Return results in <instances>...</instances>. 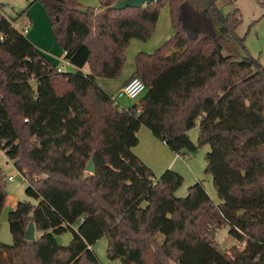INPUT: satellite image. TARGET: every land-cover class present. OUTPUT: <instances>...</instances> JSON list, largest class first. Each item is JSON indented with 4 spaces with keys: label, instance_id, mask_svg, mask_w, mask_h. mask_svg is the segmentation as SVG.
Instances as JSON below:
<instances>
[{
    "label": "trees",
    "instance_id": "trees-1",
    "mask_svg": "<svg viewBox=\"0 0 264 264\" xmlns=\"http://www.w3.org/2000/svg\"><path fill=\"white\" fill-rule=\"evenodd\" d=\"M32 1L45 6L77 69L59 72L0 9V149L26 170V193L37 201L9 213L13 243L0 241V264H99L93 245L102 237L123 264H264V65L236 33L241 11L224 13L218 0H167L174 34L137 53L133 77L147 89L121 108L97 78L120 76L131 40L152 36L165 0L123 10L109 8L117 0L95 8ZM142 126L176 154L209 145L205 172L219 201L200 180L178 197L184 176L174 169L156 176L134 151ZM5 185L0 166V218ZM225 226L245 242L231 255L214 238Z\"/></svg>",
    "mask_w": 264,
    "mask_h": 264
},
{
    "label": "rangeland",
    "instance_id": "rangeland-1",
    "mask_svg": "<svg viewBox=\"0 0 264 264\" xmlns=\"http://www.w3.org/2000/svg\"><path fill=\"white\" fill-rule=\"evenodd\" d=\"M80 3L85 7L95 8L98 7L99 0H80ZM217 3L224 13L232 12L235 9L241 11L242 23L238 27L236 33L240 37H245L247 49L264 65V5L261 4V0H218ZM0 9L8 19L17 22V27L21 28L26 21H29L31 26L25 35L49 58L53 59L54 64L59 66L65 63L64 51L54 34L52 18L41 2H33L32 0H0ZM159 9V19L152 36L147 41L132 39L138 43H143L145 48L150 49L151 52H154L174 34L169 2L167 0L163 1ZM23 17H25V20ZM196 29V26L190 27L192 33H196ZM233 48L236 53L240 54V58L244 55V51L238 43L234 42ZM135 50L136 48L133 42H131L126 52V61L122 73L116 79L121 78L126 71L131 70V66L134 64L135 60ZM224 53L227 54L228 50L224 49ZM116 101L119 107L128 108L135 104L138 99L122 97L116 98ZM189 136L194 143L198 144V127L192 128L189 131ZM209 150V145L200 146L195 151L182 154V158H178L179 160L176 164V168L178 169H173L184 176L183 184L176 190V195L178 197L187 196L189 187L200 180L212 199L219 201L213 177L211 174L205 172L206 155ZM0 166L6 176L5 190L7 193L19 196L21 201H30L36 204L37 201L26 193L28 182L22 178L13 160L1 149ZM25 171L26 170L23 172ZM153 171L156 176H160V174L164 172L162 171L159 173L156 169H153ZM10 175L15 176L14 181L8 180ZM72 237V233L68 231L59 235L58 240L62 245H69ZM214 238L220 250L230 255L234 250H240L245 246L244 241H239L230 234L227 226L216 229ZM0 241L7 244L13 243V235L10 231L9 219L6 214L0 218ZM93 250L98 257L99 264H123L120 258H111L109 256L107 237H102L94 243Z\"/></svg>",
    "mask_w": 264,
    "mask_h": 264
},
{
    "label": "crops",
    "instance_id": "crops-1",
    "mask_svg": "<svg viewBox=\"0 0 264 264\" xmlns=\"http://www.w3.org/2000/svg\"><path fill=\"white\" fill-rule=\"evenodd\" d=\"M24 18L25 17H23V19ZM131 42H133L134 47L136 48L135 57L137 53L140 51H145V52L148 51L149 53H151L150 49L145 48V45L143 43H138L137 41H133V40ZM40 51L43 54H45L42 50ZM63 55L65 58V54ZM49 59L53 62V59L51 58ZM66 65L67 63L65 61L63 65L61 64L59 66L66 67ZM70 70L75 71L76 68H70ZM83 70L85 72H89V67L85 66ZM135 71H136V65L134 60V64H132L131 70L126 71V73L122 75L121 78L108 79V78L98 77L97 81L106 92H108L114 97L116 92L133 77ZM138 137H139V143L136 147H134V151L146 164H148L153 169H156L159 173H161L165 169L166 170L170 168L178 169L176 168V164L178 163L179 160L178 158H182V157H179L178 154L172 151L164 141L157 138L147 127L142 126L140 128L138 132ZM20 201L21 199L19 196L13 195L11 193L10 194L7 193V198L2 210L1 218L3 217L4 214H6L9 217V213L17 208Z\"/></svg>",
    "mask_w": 264,
    "mask_h": 264
},
{
    "label": "built area",
    "instance_id": "built-area-1",
    "mask_svg": "<svg viewBox=\"0 0 264 264\" xmlns=\"http://www.w3.org/2000/svg\"><path fill=\"white\" fill-rule=\"evenodd\" d=\"M13 26L21 33L26 34L31 26V23L29 21H26L23 27H17V22L12 21ZM0 39H3V37L0 35ZM66 67L65 66H58L59 72H67L71 71L70 68H76L70 61L66 60ZM77 69V68H76ZM147 86L140 77H132L125 85H123L115 94L114 99L116 101V98H122V97H128L132 99H139L146 91ZM179 157H182L181 154H178ZM22 178L27 181V175L25 172L20 171ZM9 181H14L15 176L10 175L8 177Z\"/></svg>",
    "mask_w": 264,
    "mask_h": 264
},
{
    "label": "water",
    "instance_id": "water-1",
    "mask_svg": "<svg viewBox=\"0 0 264 264\" xmlns=\"http://www.w3.org/2000/svg\"><path fill=\"white\" fill-rule=\"evenodd\" d=\"M155 1H163V0H117L109 8L116 9V10H123L126 8H141L144 5L151 4L152 2H155ZM79 11L82 13H86L88 9L79 8ZM197 31H198V28L195 30V32ZM95 155L96 153H93L92 157L90 158L89 162L86 165V170L89 172H95L96 170ZM26 238L30 241H33L36 239V230H35V225L33 222H30L28 225V228L26 230Z\"/></svg>",
    "mask_w": 264,
    "mask_h": 264
}]
</instances>
